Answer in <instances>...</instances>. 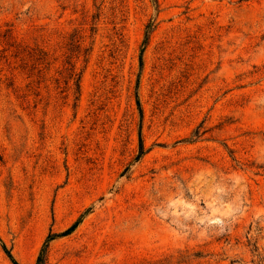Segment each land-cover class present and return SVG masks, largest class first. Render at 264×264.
<instances>
[{
	"label": "rangeland",
	"instance_id": "374dc122",
	"mask_svg": "<svg viewBox=\"0 0 264 264\" xmlns=\"http://www.w3.org/2000/svg\"><path fill=\"white\" fill-rule=\"evenodd\" d=\"M83 213L48 264H264V0H0V239L35 264Z\"/></svg>",
	"mask_w": 264,
	"mask_h": 264
},
{
	"label": "trees",
	"instance_id": "16d2710c",
	"mask_svg": "<svg viewBox=\"0 0 264 264\" xmlns=\"http://www.w3.org/2000/svg\"><path fill=\"white\" fill-rule=\"evenodd\" d=\"M154 5L157 7V0H151ZM155 28V21L153 19L149 20L146 25H145V30H144V39L142 42V48L140 55H142V52L146 45L148 44L149 36L151 32ZM82 37H72L70 38V41L66 43V51H65V58L64 61L62 62L61 69L58 70L60 71L59 73L61 74L62 72L65 71V76L64 78V83L68 85V83H72L74 86V94H75V101L78 100L79 95H80V79H81V73L82 70L77 68L76 66V61L78 58L82 57V60L84 62H87L89 58V52H90V47H86L82 45L81 41ZM8 46H6L4 49L8 50L10 49L11 46H13L11 43H7ZM14 57H20L21 60V67H27V64L30 63V69L31 70H36L37 72V79H38V84L42 82L41 77H43L44 74V69L49 67L51 64V61L49 59V52L44 49L43 47H35V48H27L20 51L17 47L13 50V53L11 54ZM73 59H76L75 61ZM142 62V57L140 56V63ZM30 76V75H29ZM58 83V79L56 80ZM136 103L138 107L140 106L139 99L138 97L136 98ZM139 110L141 112V109L139 107ZM144 153V145L142 143L140 133H139V156ZM88 210V209H87ZM85 213L81 214L75 221H73L66 229L59 233H52L49 234L46 239L44 240L41 248L39 249V252L36 257L35 264H48V249L50 242L55 239L56 237H61V236H67L71 234L77 226L80 224L83 215ZM1 246L12 262V264H20L12 255L10 250L6 247L4 242L0 239Z\"/></svg>",
	"mask_w": 264,
	"mask_h": 264
}]
</instances>
